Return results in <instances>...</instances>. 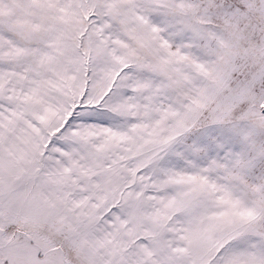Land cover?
<instances>
[{"label":"snow or ice","instance_id":"obj_1","mask_svg":"<svg viewBox=\"0 0 264 264\" xmlns=\"http://www.w3.org/2000/svg\"><path fill=\"white\" fill-rule=\"evenodd\" d=\"M0 264H264V0H0Z\"/></svg>","mask_w":264,"mask_h":264}]
</instances>
